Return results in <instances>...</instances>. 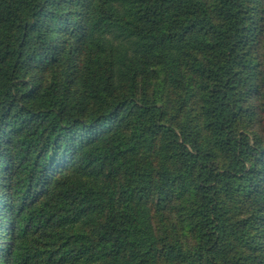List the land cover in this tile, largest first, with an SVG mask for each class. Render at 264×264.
<instances>
[{"label": "trees", "instance_id": "16d2710c", "mask_svg": "<svg viewBox=\"0 0 264 264\" xmlns=\"http://www.w3.org/2000/svg\"><path fill=\"white\" fill-rule=\"evenodd\" d=\"M0 264H264V0H0Z\"/></svg>", "mask_w": 264, "mask_h": 264}]
</instances>
